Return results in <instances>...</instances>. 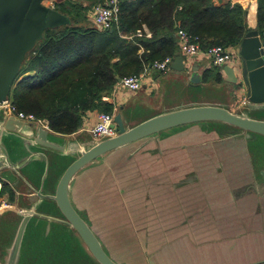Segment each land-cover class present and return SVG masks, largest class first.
I'll list each match as a JSON object with an SVG mask.
<instances>
[{"label": "rangeland", "instance_id": "374dc122", "mask_svg": "<svg viewBox=\"0 0 264 264\" xmlns=\"http://www.w3.org/2000/svg\"><path fill=\"white\" fill-rule=\"evenodd\" d=\"M162 74L151 69L146 78ZM174 84L167 88L176 91ZM140 90L125 102L134 125L162 109L154 108V85ZM196 93L187 89L184 95ZM230 111L264 120V104L243 101ZM69 197L119 264L264 259V135L223 121L181 124L107 151L75 172ZM7 219L0 217V250L6 253L16 224L5 227ZM57 224L46 234L29 222L16 252L13 244V258L2 263L100 264L69 224Z\"/></svg>", "mask_w": 264, "mask_h": 264}, {"label": "trees", "instance_id": "16d2710c", "mask_svg": "<svg viewBox=\"0 0 264 264\" xmlns=\"http://www.w3.org/2000/svg\"><path fill=\"white\" fill-rule=\"evenodd\" d=\"M54 8L70 22L44 30L8 97L18 110L33 113L61 134L77 131L88 111L112 112L114 104L103 97L112 94L119 78L139 73L154 60L174 58L179 27L203 50L237 46L248 30L245 8L230 1L122 0L118 23L109 29L86 22L87 7L79 3H55ZM143 25L151 37H128ZM263 26L264 0H257L258 30Z\"/></svg>", "mask_w": 264, "mask_h": 264}, {"label": "crops", "instance_id": "0c3cea01", "mask_svg": "<svg viewBox=\"0 0 264 264\" xmlns=\"http://www.w3.org/2000/svg\"><path fill=\"white\" fill-rule=\"evenodd\" d=\"M213 1L216 4H221L226 1L239 3L246 10L245 23L248 30L258 29L257 0ZM95 2L92 3L90 0H55L54 6L55 3H64L68 5L71 3H79L86 6L87 10L84 12L86 13V22L94 25L92 8ZM147 29L148 28L143 25L141 31ZM134 35L135 33L128 37ZM177 55L183 56L184 63L186 64L185 70L177 72L170 68L165 71L164 74L158 75L157 78H152L151 81L149 79L151 76H148L140 87V91H145V93H147L148 89L154 85L156 94H159L157 104L154 108L162 109L154 113L153 116L191 105L214 104L224 106L230 110L233 106L236 104L239 105L243 101L247 103L246 87L242 83L241 76H238L237 82H229L226 80L227 76L222 70L223 65L221 67L213 65L210 58L202 54H196L188 58L179 51L178 45L176 50V56ZM228 65H231L235 71L238 72L240 70L239 56ZM196 66L198 67L197 75L200 80L195 83L190 81V76L192 73L191 69ZM171 81H174L176 84L169 86H173L176 91L167 88V84ZM181 85L185 86V88ZM206 87H215V89L209 88L207 90L210 92H203L204 95H202L201 89H206ZM187 89L188 91H197L201 98H196L197 93L190 94L193 95L194 98H187V95H184ZM219 91L223 94L219 95ZM227 92L231 94L230 97L228 95L226 96ZM137 93L140 92L138 90L128 91L115 85L112 94L103 97L104 100L114 104L113 109H117L121 114L126 127H131L134 124L129 123L126 112H124L126 109L125 102L129 100L128 98L131 95ZM167 95L170 96V101L165 103L164 98ZM2 111L1 108L0 114ZM99 112L100 110L88 111L84 116L81 127L70 134H61L53 131L47 124L46 126L38 124L37 126H41L47 130L46 140L54 144L55 146L53 147L45 146L38 142L37 129L29 126L30 122L20 120L11 114H5L0 120V200L4 198L10 202V206L0 209V212L5 209L8 210V212H4L3 215L0 214V217L6 216V218H8L7 222H1V224L7 227V224L11 225L13 220L16 221L13 237L9 241V244L7 243L5 246L8 253L0 250V264H3L1 261L2 259L6 261V259H9L10 255H12L11 259L13 258V244L15 245L18 228L26 214H29V218L25 228L29 222L32 224L31 227H37L40 224L46 234L57 223H64V218H58V216L61 217V212L56 201L53 199L56 186L66 167L93 141L90 128L94 124ZM10 118L23 122L19 131L4 128L5 122ZM11 125L14 128L18 127L16 121H13ZM70 183L71 180L68 188L69 193ZM25 228L18 246H20L25 234ZM240 241H247V239H240ZM16 251L17 250H15V252ZM254 260L257 261L255 262L256 264L264 263V259L261 257L249 261H244V259L238 261L237 257L233 256L232 259H229L227 262L225 260H220L217 264H228L229 262H231L230 264H254ZM148 264L158 263H156L155 260H153V262L151 260Z\"/></svg>", "mask_w": 264, "mask_h": 264}, {"label": "water", "instance_id": "95a60500", "mask_svg": "<svg viewBox=\"0 0 264 264\" xmlns=\"http://www.w3.org/2000/svg\"><path fill=\"white\" fill-rule=\"evenodd\" d=\"M46 1L48 0H0V104L9 98L12 83L26 55L42 39L44 30L70 22L66 14L48 5ZM238 46L240 70L236 72L231 65H223L222 70L227 76L226 80L235 83L238 76H241L242 83L246 87L247 104L262 105L264 104V59L258 29L247 30ZM170 67L177 72L185 70L183 56H175ZM191 70L190 81L196 83L200 80L197 75L198 67H193ZM5 114L8 113L3 110L0 120ZM199 120H219L243 130L264 135L263 119L233 113L221 105L200 104L180 107L152 116L131 127H126L121 114L116 112L114 115L116 135L98 141L93 139L91 144L66 167L57 183L53 199L64 218L63 221L78 233L92 256L100 264L119 263L108 255L91 227L73 206L68 190L72 176L83 165L107 151L158 131ZM13 121H16L17 128L11 125ZM22 125L23 122L20 120L10 118L5 122L4 128L19 131ZM37 125L30 123L29 126L37 129L38 142L45 146H55L46 140L47 130ZM28 218L29 214H26L18 228L15 250Z\"/></svg>", "mask_w": 264, "mask_h": 264}, {"label": "built area", "instance_id": "2783aa9c", "mask_svg": "<svg viewBox=\"0 0 264 264\" xmlns=\"http://www.w3.org/2000/svg\"><path fill=\"white\" fill-rule=\"evenodd\" d=\"M121 1L122 0H103L95 3L92 8L94 25L100 29H109L116 25L118 23L119 7ZM46 3L54 7L53 1L48 0ZM135 35L149 38L152 36V33L148 29L143 31L138 29L137 32H135ZM258 36L260 40V48L263 51L262 56L264 59V26L261 30H258ZM176 37L179 51L188 58L196 54H202L209 57L213 65L221 67L222 65L233 62L238 56V45L222 46L220 44H216L203 50L200 48L199 43L180 27L176 30ZM171 61V56H166L161 60H154L149 64H145L139 73L120 78L116 85L128 91H137L143 84V81L147 77L149 70L153 69L165 72L171 68ZM0 108L5 110L8 114H11L25 122L46 126V123L42 119L37 118L33 113H26L18 110L15 105L11 103L9 98L0 104ZM114 115L115 114L113 112L106 111H100L97 114L96 120L90 128V133L94 140L98 141L116 135L117 130L116 124L114 122ZM8 206H10V202L7 199L3 198L0 200V209L6 208Z\"/></svg>", "mask_w": 264, "mask_h": 264}]
</instances>
